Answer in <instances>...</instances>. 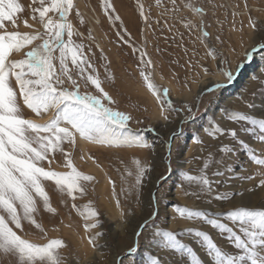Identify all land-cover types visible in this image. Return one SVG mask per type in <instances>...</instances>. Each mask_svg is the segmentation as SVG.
Returning <instances> with one entry per match:
<instances>
[{
	"label": "rangeland",
	"instance_id": "obj_1",
	"mask_svg": "<svg viewBox=\"0 0 264 264\" xmlns=\"http://www.w3.org/2000/svg\"><path fill=\"white\" fill-rule=\"evenodd\" d=\"M17 2L22 5L23 11L17 14L16 25L5 21L6 28L9 31L21 32L40 28L38 24H34V28L29 29L24 24V20L29 24L34 23L29 7L32 0ZM73 2L75 7L69 19L82 34L74 36L73 39L85 45L86 53L89 46L92 48L89 56L100 76L101 86L115 101L108 106L132 115L129 127L133 134L141 135L144 140L151 143L152 148L142 149L135 146L109 148L82 139L77 134L75 146L65 144L64 149L65 152L71 153L73 164L79 171L95 177L94 181L87 182V194L77 195V199L73 201L67 196H61L51 182H46V190L49 192L52 205L57 209V213L53 215L41 207L37 214V220L42 224L47 236L43 237L38 229H31L28 226L25 227L23 234L26 238L40 243L46 242L49 238L63 239L65 247L59 251L64 257V264H107L112 252L118 251L117 245L122 248L121 236H128L132 224L136 226L134 231L137 229L136 221L141 211L145 216L154 211L157 213L153 217L154 226L175 231L178 238L194 249V255L201 260V264H214V261L207 256L202 238L184 232L185 228L197 227L207 231L223 251L237 254L239 250H235L229 243L226 233L213 229L206 221H190L186 216L181 217L174 209L176 206L199 209L206 211L210 218H217L218 213L231 210L233 205L264 206V189L255 187L259 182L256 170L262 166L255 165L245 149L231 137L213 138L204 132L206 127L211 130L210 126L214 123H219L225 128H235L238 137L248 143L250 151L264 155V143L255 139V134L259 132L258 126L249 122H230L228 113L223 111L227 108L229 112L241 111L258 119L264 118L262 74L264 53L254 54L252 61L236 70V65L244 59L246 51L241 48L252 33L249 19L255 20L258 26L264 23V0H176L175 10H172L170 0H160L159 4L157 0H110L115 9L113 17L116 15L120 17L119 20L113 21L105 15L101 0ZM188 4L203 7V13L193 12L187 7ZM141 9L143 17L140 16ZM77 11L83 18L82 24L80 17L76 16ZM201 20L203 30L209 33L206 38L201 37L199 28ZM190 24H196L197 27H190ZM40 31L43 29L40 28ZM216 37H220V40ZM40 42L37 40L33 43ZM211 48L222 53V56L217 59L208 56ZM28 50L30 48L26 46L19 52H13L11 58L21 59ZM101 50L104 59L100 58ZM141 51L145 53L144 59L151 61V65L146 69V74L150 73L151 81L157 87L168 90L169 98L175 106L179 107L184 102L193 104V110L197 111L195 120L180 124L178 118L174 123L165 126L164 122L158 119L160 105L139 75L143 67L140 64ZM54 55L58 56L59 53L55 52ZM221 59L226 63H219ZM253 63L255 67L252 68ZM105 67L111 72L113 79H106ZM222 70H233L236 74L235 81L227 87L212 94L176 99L184 91L192 94L193 86L199 80L217 71L222 74ZM79 82L81 92L99 94L93 86L86 87L83 80ZM215 83L217 82L205 88ZM220 83H225L224 76ZM65 86L71 87L67 83ZM16 91L25 118L42 123L52 115L49 111L38 116L27 109L19 98L18 88ZM197 99L198 110L195 107ZM250 104L253 106L249 107ZM246 127L251 131H243ZM176 128H180L181 132L169 148L163 141ZM193 137H198L201 143H195ZM223 143H229L234 150L226 155L222 164L215 165L214 162H210L207 171L214 189L212 196H201L198 199L194 195H185V192L194 191L195 186L184 180V173L198 174L208 151L218 150ZM134 160H139L141 164L147 162L150 166V170L141 181L139 199L127 198L122 194V189L127 190L128 185L134 182V175H129L135 172ZM63 164V156L55 154L51 167L56 171H68ZM44 166L48 167V163L45 162ZM213 172L216 174L213 175ZM245 176H253V179L249 181L244 179ZM109 179L114 185L109 183ZM247 188H253V191L246 192L242 199L239 197H234L230 201L215 199L216 193L241 191ZM61 200L65 202L61 203ZM89 201L100 213L101 227L85 231L83 227L85 220L81 213L87 215ZM73 204L78 205V208L74 209ZM133 213L136 215L133 216ZM220 218L222 222L231 226V222L223 216ZM115 228L122 230V235L116 232ZM98 231L103 235L95 236V232ZM134 231L132 241L138 244V250L131 257H123L124 264H128L129 259L134 264H149L148 258L151 255L165 259L168 264H174L179 258L178 254L161 248L162 238H153L152 230H141L142 235L139 238L135 237ZM89 236H92L95 244L100 247L94 246L89 241ZM125 244L131 245L124 242ZM180 259L182 264H191L190 257Z\"/></svg>",
	"mask_w": 264,
	"mask_h": 264
},
{
	"label": "snow or ice",
	"instance_id": "obj_2",
	"mask_svg": "<svg viewBox=\"0 0 264 264\" xmlns=\"http://www.w3.org/2000/svg\"><path fill=\"white\" fill-rule=\"evenodd\" d=\"M170 2L172 10H175L176 0ZM157 3L159 4L160 0H157ZM29 7L34 23L29 24L24 20V24L29 29L38 24L43 29L42 32L40 28L27 32L9 31L5 21L16 25L17 14L23 11V7L17 0H0V255L11 258L12 264H64V257L59 251L65 247L63 239L49 238L46 242L40 243L26 238L23 234L26 226H34L43 237L47 236L42 224L37 220V214L41 207L53 215L57 213V209L52 205L49 192L46 190V182H51L61 196H67L75 201L77 195L87 194V182L95 179L94 176L84 174L75 167L71 153L65 152L64 145L75 146L77 134L82 139L109 148L135 146L151 149L152 145L141 135L133 134L129 127L132 115L108 106L115 101L101 86L102 81L89 56L92 48L89 46L86 53L85 45L73 39L74 36L82 35L69 19L75 7L73 0H32ZM101 7L110 21L120 19L118 15L113 17L115 9L110 0H101ZM187 7L196 13L204 11L203 7H193L192 4H188ZM76 16L80 17L79 11L76 12ZM140 16H144L142 9ZM80 22L81 24L84 22L82 17ZM249 25L252 29L251 35L248 36L249 48L244 53V59L236 65L237 71L252 61L254 54L264 53V23L258 26L256 21L250 18ZM189 26L197 27L196 24ZM199 28L201 37H208L209 33L203 30V20L199 22ZM216 39L220 40V37ZM37 40L41 42L34 44L33 42ZM26 46L30 50L24 53L23 58H11L13 52H19ZM55 52L59 55H54ZM207 55L217 59L222 53L211 48ZM144 57L145 53L141 51L140 64L143 67L139 75L160 105L158 119L162 120L165 126L174 123L178 118L180 124L195 120L197 111L193 110V104L184 102L179 107L175 106L169 98L168 90L157 87L151 81L150 73L146 74L151 61H146ZM100 58L104 59L103 50ZM219 63L224 64L226 61L221 59ZM105 73L106 79H113L107 67ZM222 75L225 83L217 82L203 89L199 95L212 94L227 87L236 79L233 70H222ZM81 80L86 87L93 86L99 94L81 92L79 82ZM66 83L71 87L65 86ZM16 88L19 90L23 106L27 109L38 116L49 111L52 115L42 123L25 118L22 106L18 103ZM198 104L197 99L195 105L197 110ZM223 111L228 113L230 122H249L251 125H257L259 132L255 134V139L264 143V118L258 119L241 111L229 112L227 108ZM210 127L211 130L208 127L204 128V132L213 138L231 137L245 149L255 165L262 166L256 170L259 182L255 187L264 189V155L250 151L248 143L238 137L235 128H225L219 123H214ZM243 131L248 132L251 129L246 127ZM180 132L181 129L176 128L163 143L171 148ZM193 140L195 143H201L198 137H193ZM233 150L229 143H223L218 150L208 151L198 174L190 175L185 172L184 180L195 186L194 191L185 192V195H194L198 199L201 196L211 197L214 189L207 171L210 162H214L215 165L222 164L226 155ZM57 153L63 156V166L68 171H56L51 167ZM45 162L48 163V167L44 166ZM133 163L136 165L135 172L129 175H134V182L128 185L127 190L122 189V194L127 198L139 199L138 190L150 166L147 162L141 164L139 160H134ZM244 179L251 181L253 176H245ZM109 183L114 185L111 179ZM252 191L253 188H247L241 191L216 193L215 199L229 201L234 197L242 199L246 192ZM117 206L119 207L118 200ZM72 207L75 209L78 205L73 204ZM174 210L179 216H186L190 221H206L213 229L226 233L229 243L235 250H239L237 254H229L217 245L207 231L197 227L185 228L184 232L202 238L207 249L206 254L214 264H264V206L233 205L231 210L218 213L217 218H210L206 211L199 209L176 206ZM135 215L133 213V216ZM156 215L157 213L153 211L145 216L141 211L136 221L138 227L134 231L135 237H141V230H152L153 238H162L163 250L178 254L179 258L174 264H182L180 258L185 256L191 258V264H201V260L194 255V249L178 238L175 231L154 226L153 217ZM81 216L85 220L83 225L85 231L101 227L100 213L92 206L91 201L87 215L81 213ZM220 216L231 222V226L222 222ZM94 235L98 237L103 233L98 231ZM89 241L100 247L95 244L92 236H89ZM123 248L126 251L117 245L118 251L114 253V260L108 261L107 264H124L123 257H131L136 253L138 244L133 241L130 246L123 245ZM148 259L149 264H168V261L156 255H151ZM128 264L134 262L129 259Z\"/></svg>",
	"mask_w": 264,
	"mask_h": 264
},
{
	"label": "bare ground",
	"instance_id": "obj_3",
	"mask_svg": "<svg viewBox=\"0 0 264 264\" xmlns=\"http://www.w3.org/2000/svg\"><path fill=\"white\" fill-rule=\"evenodd\" d=\"M264 9V8H263ZM84 11V10H83ZM249 44H250V42H249V40L247 39L246 41H245V44L242 46V48H241V50H247L248 48H249ZM252 66V68L253 67H255V66H253L254 65V63L253 64H251ZM252 68H250V69H252ZM248 76H249V73H248ZM222 79H223V75L220 73V71H217V73H214V74H210V75H208L207 77H204L203 79H201V80H199L194 86H193V92H192V94H189L188 92H186V91H184V93L183 94H180L179 96H177L176 97V99L177 100H183V99H187V98H190V96H198L199 95V93H200V91L201 90H203L207 85H210V84H212V83H214V82H220V81H222ZM236 92V91H235ZM234 95V94H233ZM264 112V111H263ZM189 148H191V143H190V145H189ZM188 151V150H187ZM179 163L181 164V161L179 160ZM186 201H187V199H186ZM115 211V210H114ZM166 211V210H165ZM168 215V214H167ZM171 216V215H170ZM182 224V223H181ZM135 224H132V226H130V230L128 231V236H123L122 235V233H123V231L122 230H119V229H117V228H115L114 230L116 231V232H119L122 236V238H121V243H123V245H124V242L125 243H129V244H131L133 241H132V239H133V231H134V229H135ZM28 228H34V226H31V227H29L28 226ZM135 239V238H134ZM122 248H123V246H122ZM121 248V249H122ZM116 251H113L112 252V254L110 255V257L108 258V261H113L114 260V253H115ZM107 261V262H108ZM94 262H96V261H94ZM0 264H12V259L11 258H9V257H5V256H2V255H0ZM100 264V263H99Z\"/></svg>",
	"mask_w": 264,
	"mask_h": 264
}]
</instances>
